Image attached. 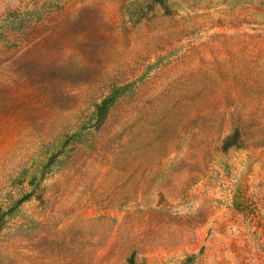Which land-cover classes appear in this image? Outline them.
Listing matches in <instances>:
<instances>
[{
  "label": "rangeland",
  "instance_id": "obj_1",
  "mask_svg": "<svg viewBox=\"0 0 264 264\" xmlns=\"http://www.w3.org/2000/svg\"><path fill=\"white\" fill-rule=\"evenodd\" d=\"M0 264H264V0H0Z\"/></svg>",
  "mask_w": 264,
  "mask_h": 264
}]
</instances>
